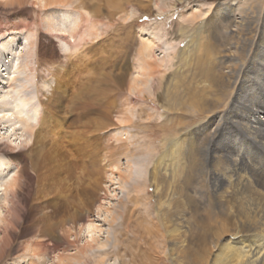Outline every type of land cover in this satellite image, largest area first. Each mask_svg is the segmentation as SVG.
<instances>
[{
	"label": "bare ground",
	"instance_id": "bare-ground-1",
	"mask_svg": "<svg viewBox=\"0 0 264 264\" xmlns=\"http://www.w3.org/2000/svg\"><path fill=\"white\" fill-rule=\"evenodd\" d=\"M75 1L37 0L43 7L52 4L69 6ZM108 1L115 10H122L123 5L130 3V0ZM155 6L159 13L166 11L159 2H155ZM86 15L87 18L84 17ZM84 16H81L80 23L87 29L85 22L88 24L91 16L88 13ZM209 17L206 23L200 21L194 26L193 36L187 34L189 23L178 27L180 35L187 37L178 55L182 65L187 66L184 73L178 67L166 80L156 78L155 73L166 67L168 56H161L159 60L153 57L152 44L144 40L139 47L141 60L137 69L131 72L123 69L119 84L139 95L148 92L156 97V92L152 93L150 88L158 81L157 98L161 100V115L177 113L184 108L214 112L233 89L234 102L238 104L233 105L232 109L228 108L218 123L214 122L212 116L213 119H202L204 122L196 129H180L179 136L169 138L164 153L151 158L147 172L137 165L143 162V158L130 161L132 164L125 167V174L114 173L120 169L114 166V171L108 173L106 187L108 195L112 197H117L116 190L122 192L130 186L128 184H132L133 192L138 194L143 188L146 190L147 182L142 184L141 179L147 176L153 191L156 218L172 264H264V168L258 163L264 164V102L261 101V107L251 102L254 92L248 91L253 86L264 88V21L257 25L254 17L242 10L236 12L230 5L215 9ZM68 20L64 16L60 22L51 23L48 28L65 32ZM94 21L90 20L92 28L80 36L75 34V29L68 31L73 42L86 36L96 38L99 34L92 30L96 27ZM76 24L74 26L78 27L79 22ZM104 24L101 22V27ZM48 40L56 53V46L52 40ZM4 44L6 42L0 41V130L4 128L3 133L7 134H0V140L8 139L11 145L8 147L4 141L0 142V225L4 227L3 246L4 241L16 237L12 230L15 225L30 220L27 205L35 186V169L23 150L36 148V135L32 141L33 122L38 120L39 124L41 120L38 105L27 109L30 116L23 115L21 110L29 102L19 95L15 96V92L8 94L4 91L17 78V75L9 73L11 57L16 55L15 51L9 49L12 41L7 43L5 50ZM67 44L70 48L75 47L69 42ZM248 52L253 53L251 57H247ZM7 54L10 56L8 61H2ZM21 55L18 53V56ZM124 66L127 68V65ZM13 72L19 74V70ZM212 124L214 127L209 130ZM37 127L54 148L66 136L61 135V130L55 124L44 126L40 123ZM72 135L76 137V134ZM77 138L85 144L84 132H79ZM10 166L15 168L8 174ZM20 187L23 192L16 196L15 192ZM18 201L23 206L19 210L21 216L15 211ZM108 202L110 200L104 197L95 206V214L104 220L106 227L85 214L77 216L74 226L61 228L60 237L53 230L42 229L36 235L38 240L29 243L34 247V253L27 260L26 257L24 259L29 264H37V261L38 264H116L119 257V251H116L118 240L111 231V225L119 218L114 210L118 206L110 208ZM146 212L148 216L150 213L147 209ZM70 250L74 251V255ZM110 254L114 255L113 261L107 258Z\"/></svg>",
	"mask_w": 264,
	"mask_h": 264
},
{
	"label": "rangeland",
	"instance_id": "rangeland-1",
	"mask_svg": "<svg viewBox=\"0 0 264 264\" xmlns=\"http://www.w3.org/2000/svg\"><path fill=\"white\" fill-rule=\"evenodd\" d=\"M256 1L130 0L128 5L123 3L122 10H115L108 0H77L69 6L52 4L46 7L37 0H0V41L6 42L3 50L12 41L9 49L16 55L11 57L9 73L17 75L4 91L8 94L15 92V96L19 95L29 102L21 110L23 115L30 116L27 109L38 105L43 120L39 122L44 126L55 124L61 135H66L54 148L44 139L43 131H39L38 120L33 122L32 141L36 135V148L21 149L35 169V186L27 205L30 220L15 225L12 230L17 235L4 241L5 246L2 245L4 227L0 225V264H11L14 260L13 264H29L26 260L34 253V247L29 243L38 240L36 235L40 230H53L60 237V229L74 226L79 215L88 214L96 219V223L106 227L104 220L95 214L97 202L104 197L110 200V208L118 206L114 210L119 218L111 225V231L118 240L116 264H172L156 218V205L147 176L143 174L146 177L141 179L142 184L147 182L145 191L143 188L137 194L133 192L132 184H128L130 186L122 192L116 190L117 197H112L106 187L108 173L117 166L120 169L114 173L125 174V167L141 158L143 162L137 165L147 172L151 158L164 153L170 139L180 135V129H196L207 118L213 119L212 116L218 123L228 108L238 104L234 102L235 90L226 95L214 112L184 108V111L161 115V100L157 98L158 81L150 88L152 93L156 92V97H153L148 92L143 96L129 91L127 86H120L119 78L123 69L127 72L137 69L141 60L139 47L144 40L152 44L153 57L159 60L161 56H168L166 67L155 73L156 78L164 81L178 67L184 73L187 66L182 65L178 55L187 37L180 35L179 25L189 23L187 34L193 36L194 26L200 21L206 23L215 9L228 5L236 12L242 10L248 13L259 24L264 21V0ZM155 2L163 4L166 11L159 13ZM87 13L91 18L88 24L85 22L86 29L80 21L81 16ZM64 16L69 19L65 32L48 28ZM127 16V19L119 18ZM84 17L87 18V15ZM91 19L96 22L92 30L99 35L96 38L83 36L84 39L73 42L68 31L75 29L76 35L84 34L92 28ZM78 22V27L74 26ZM101 22L105 23L102 27ZM48 39L56 46V53ZM67 42L75 47L70 48ZM18 53L22 54L21 57ZM252 54L248 52L247 57ZM9 57L7 54L2 61L7 62ZM15 69L19 70V74L12 73ZM248 91L254 92L250 101L261 107L264 88L253 86ZM214 124L209 126V130ZM4 131L2 128L0 134ZM79 132L85 133V144L78 140ZM6 134L3 133L4 136ZM71 134H76V137H71ZM1 141L8 147L11 145L8 139ZM258 163L264 168L263 163ZM13 167H9L8 174L14 170ZM21 190V187L16 190V196L23 192ZM22 207L19 201L15 204L17 215L21 216L19 210ZM146 209L150 213L148 216ZM73 252L70 250V253ZM113 256L110 254L107 258L113 261Z\"/></svg>",
	"mask_w": 264,
	"mask_h": 264
}]
</instances>
